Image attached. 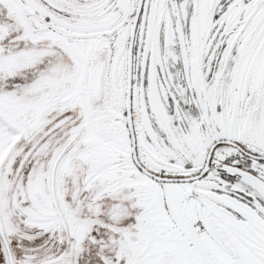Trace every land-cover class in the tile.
Masks as SVG:
<instances>
[{
	"label": "snow or ice",
	"instance_id": "obj_1",
	"mask_svg": "<svg viewBox=\"0 0 264 264\" xmlns=\"http://www.w3.org/2000/svg\"><path fill=\"white\" fill-rule=\"evenodd\" d=\"M0 264H264V0H0Z\"/></svg>",
	"mask_w": 264,
	"mask_h": 264
}]
</instances>
